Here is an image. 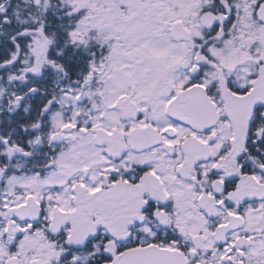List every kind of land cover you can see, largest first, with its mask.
Returning a JSON list of instances; mask_svg holds the SVG:
<instances>
[{"label":"snow or ice","instance_id":"obj_1","mask_svg":"<svg viewBox=\"0 0 264 264\" xmlns=\"http://www.w3.org/2000/svg\"><path fill=\"white\" fill-rule=\"evenodd\" d=\"M0 264H264V0H0Z\"/></svg>","mask_w":264,"mask_h":264}]
</instances>
